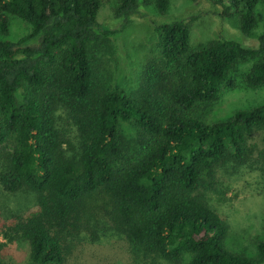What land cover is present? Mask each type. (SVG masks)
Instances as JSON below:
<instances>
[{"label": "trees", "instance_id": "16d2710c", "mask_svg": "<svg viewBox=\"0 0 264 264\" xmlns=\"http://www.w3.org/2000/svg\"><path fill=\"white\" fill-rule=\"evenodd\" d=\"M105 1L123 23L147 3L160 15L169 8L168 0H0V187L35 199L34 210L0 219V250L24 242L28 264H66L82 242L116 235L139 264H264V239L251 257L227 248L219 211L220 169L248 160L257 132L264 163V104L223 121L205 112L236 87L240 64L252 62L244 85L262 88L264 28L247 48L223 38L193 45L183 20L155 26L157 56L128 92L101 70L119 33L97 20ZM208 1L244 37L264 13V0ZM9 15L31 27L18 42Z\"/></svg>", "mask_w": 264, "mask_h": 264}, {"label": "rangeland", "instance_id": "374dc122", "mask_svg": "<svg viewBox=\"0 0 264 264\" xmlns=\"http://www.w3.org/2000/svg\"><path fill=\"white\" fill-rule=\"evenodd\" d=\"M169 8L160 15L151 3L139 8V14L123 20H113V12L108 3L102 2L97 15L98 22L107 29L119 32L110 39L107 49L101 56V70L106 80L130 92L136 87L142 68L147 59L157 56L158 36L154 27L173 21L183 20L190 25V43H208L217 38L234 40L243 47L256 48L257 38L264 28V13L259 8L256 27L248 37L241 35L232 19L219 16L220 7L208 0H168ZM9 39L18 42L31 32V27L21 19L8 16ZM252 62L240 64L232 75L236 87L223 89L218 99L205 112L209 122L228 119L236 110L250 109L264 104V85L247 88L242 75ZM127 125L124 134L133 135ZM262 134L254 133L247 141L253 148L250 158L243 163L229 162L220 169L219 180L224 193V201L219 211L229 225L226 239L227 248L234 253L248 257L255 254L257 241L264 239V163L259 159L263 148ZM215 203L214 197L212 198ZM35 199L32 193L11 194L0 187V219H10L34 210ZM1 243H5L0 238ZM29 248L24 242L5 244L0 250L3 264H28ZM66 264H139L132 254L129 243L122 237L106 235L98 241H84L75 249ZM165 264V263H161Z\"/></svg>", "mask_w": 264, "mask_h": 264}]
</instances>
